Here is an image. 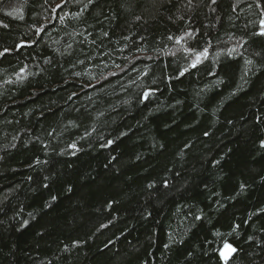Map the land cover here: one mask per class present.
<instances>
[{
	"label": "trees",
	"instance_id": "16d2710c",
	"mask_svg": "<svg viewBox=\"0 0 264 264\" xmlns=\"http://www.w3.org/2000/svg\"><path fill=\"white\" fill-rule=\"evenodd\" d=\"M60 2L0 3V21L9 25L0 27V51L37 41L0 58V264H225L219 254L225 240L242 249L228 264H264V125L254 121L264 116V68L257 45L238 49L251 65L225 55L241 38L252 39L264 9L254 0H222L215 12L210 0L190 6L188 0H105L82 11V3L68 0L61 20L52 11ZM37 28L45 29L42 38ZM194 29L211 41L205 64L215 61L218 75L190 69L167 79L186 66L184 48L192 43L175 38ZM22 67L23 81L17 79ZM88 81L93 87L80 91ZM157 86L149 101L139 102L143 90ZM73 91L79 98L66 102ZM49 108L58 115L45 122L40 112ZM65 126L59 138L42 136L51 148L34 146L42 148L35 137L44 129ZM85 129L91 146L80 140ZM98 137L115 144L101 148ZM70 139L86 145L79 159L57 154ZM37 157L51 163L36 164ZM45 175L55 179L51 193L59 195L51 208ZM162 180L173 190L147 188L153 181L162 187ZM69 186L74 190L65 191ZM105 202H118L115 211ZM189 208L202 209L205 219L185 218ZM24 220L29 226L17 230ZM236 224L241 228L233 231ZM86 236L83 250H62Z\"/></svg>",
	"mask_w": 264,
	"mask_h": 264
},
{
	"label": "snow or ice",
	"instance_id": "6c2138e0",
	"mask_svg": "<svg viewBox=\"0 0 264 264\" xmlns=\"http://www.w3.org/2000/svg\"><path fill=\"white\" fill-rule=\"evenodd\" d=\"M46 3L49 2V0H45ZM68 0H61L60 3H56L55 7L52 8V11L54 13L57 14V17L60 18L61 20H63V16H60V13L63 12L64 7L66 6ZM105 0H86V2H83V0H77V3H82V11L85 9H88L89 6H91V8L95 9V8H99L101 7V4L104 3ZM168 3H172V0H167ZM211 5L215 6L212 7L211 10L213 12H215L217 10L218 7H220L222 0H210ZM0 3H2V0H0ZM192 0H188V4L189 6L191 5ZM254 5L256 8L259 9H264V0H254ZM175 5L173 4V7ZM251 7V5H250ZM8 15H12V13H8ZM78 15V14H77ZM260 19H259V30H253L250 33V36L252 37L251 40H243V38H241V40H238L236 42V45L234 47L228 48L225 51V55L227 58L229 59H235L237 56L240 59H243L244 64L245 65H251L253 63V61L251 59H246L244 58V54L239 52L238 49L240 48H245L246 45L250 46V45H257L259 48V51H255L254 55L259 56L260 60H259V64L260 67L264 68V11H261L259 14ZM181 19H183V17H181ZM0 27H3L5 29H7L9 27V25L7 23H4L3 21H0ZM245 27H247V25H245ZM45 31L44 28H37L36 29V33L38 35H41L42 38V33ZM104 36H107L108 33L105 32L103 33ZM207 34H200L198 30L194 29L192 31L186 32L185 36L183 37H177L175 38V42L176 44H181L182 42L184 43H188V40H191L192 43L188 44V46L186 48H184V52L186 53V66L183 67L182 70H180L179 68L176 70L179 73V76L177 77L175 73L170 74L167 76V79L172 80V79H178L179 77H184L185 75H190V69L191 70H195V71H201L204 70L207 72L208 75H212L214 77H216L218 74L214 71V65H215V61L213 62H209L207 64H205V61H209V57H210V51L209 49L212 47L211 41L205 39V36ZM185 37L188 38V40L185 39ZM259 37V41H257L255 38ZM231 38V37H230ZM169 40H172L173 37L169 36L168 37ZM95 42V41H93ZM37 43V41H33L31 44L27 43V42H21L20 44H17L14 46V49L10 50L9 48H4L3 51H0V58H5L7 55H11L13 53V51H19L20 49L24 48V47H32L33 45H35ZM202 45H206V46H202ZM71 45H68V48H71ZM137 47L139 48V46L137 45ZM143 50V49H141ZM71 53H69L70 55ZM173 55H175V53H173ZM137 59H141V58H137ZM145 59H152V57H146ZM78 63H83V61H77ZM141 62H143V59H141ZM236 63H239V60L235 61ZM45 63H52L51 60H46ZM201 65H203V69H201ZM117 67H120L119 65H117ZM147 67V66H146ZM161 71L163 72V69H161ZM25 72V68L22 67L20 69V72L17 73V79L23 81L26 77H24L22 75V73ZM29 75H34L32 73H30ZM76 76H80V72H76L75 73ZM111 75L115 76L116 73H111ZM145 75H148V73H145ZM241 80H243V82L245 84L250 83V81L246 78V74L241 75L240 77ZM223 81L221 79H217L216 83H222ZM65 84L68 83V81L64 82ZM153 85H156V81L153 80L152 81ZM167 87V84L165 85ZM63 87V86H61ZM86 87H93V85L91 84L90 81L82 83L81 87H80V91H82L84 88ZM242 85H237V88H241ZM158 90V86L157 88H152L149 87L146 90L142 91L141 94V100L139 102H147L149 101L150 97L152 95L155 94V92ZM52 92H55V89L52 90ZM79 91H73L71 93L68 94L67 96V101H73L74 98L78 99L79 98ZM32 95H38L37 93H33ZM231 95H236V92H232ZM90 99V98H89ZM55 103V102H53ZM75 111L79 112L80 109L79 108H74ZM49 114L51 115V117H55L58 115V113L54 110V109H47L46 111H41L40 112V116L42 117L43 121H48L49 119ZM102 115V113H101ZM254 121L257 125H264V116L261 115H256L254 116ZM230 122V121H229ZM69 125H71L72 127H78V125L72 121L69 120ZM264 130V129H262ZM67 131V126L64 127V129L60 132H57L56 129H52L51 131H49L48 129H44L42 132L41 136H36L35 140L39 141L40 144H42V148L39 145H34L37 147L38 151H43L45 149H49L51 148V144H45L43 143L42 140V136H47V137H53L54 134L57 138L61 137L63 135V132ZM93 131H95V129H93ZM91 133H89L87 131V129H85V136H81L80 140L82 141H86L87 142V146H91ZM121 135H127L126 133H122ZM203 135L208 137L210 134L207 130H205L203 132ZM15 139V138H14ZM98 139L103 140V143L100 144L101 148H111L114 144L115 141L113 139H107L104 137H98ZM155 147V145H154ZM160 147H165V145H160ZM185 147H188V145H185ZM259 147L260 149H264V139L260 140L259 143ZM86 150V145L83 143H79L77 140L75 139H70L66 142L65 147L63 150H61L59 153H57L60 156H71L73 158V160L79 159V154L83 153ZM53 153H55V149H52ZM0 159H3V157H0ZM118 158L115 156H111L110 160L115 161ZM137 159H139V157H137ZM35 163L36 164H45L48 165L49 163H51V160H45V161H41L38 157L35 159ZM210 163H213L214 166L219 164V161H211ZM29 167H32V165L30 164ZM69 167H71V164H69ZM105 167H107V165H105ZM176 175H180L179 173H176ZM29 179H32V177H29ZM262 181H264V177L261 178ZM44 181H48V183H43L42 187L46 190H49V195H50V201H46L45 202V207L51 208L54 206V203L59 199V195H54L51 193V187L52 185L56 182L55 179H53L50 175H45L43 177ZM161 185L162 187H158L156 185V183L153 181L152 183L147 184V188L152 189L154 193H161L163 192L164 194H167V192H170L173 190V185H171L168 180H162L161 181ZM205 187H207V184H205ZM244 185H241V189H243ZM74 189L69 186L65 189V191L67 192H71ZM35 191V189L33 190ZM215 195H219L216 193H212ZM116 203H112L109 204L108 202H105V207H111L113 211H115L116 209ZM217 205H219L220 207H222L223 205L220 204L219 201L215 202ZM203 210L202 209H197L195 212L189 208V211L187 213H185V218H187L188 216H191L193 221H203L205 219V216L198 214V213H202ZM260 213L261 215H264V208L260 209ZM148 216L151 215V213H147ZM29 216H32V213H29ZM146 218V217H145ZM2 223V222H0ZM29 226V221L28 220H24L22 221L18 226H17V230H19L20 227H27ZM101 228H107V225L101 224L100 225ZM241 228L240 224H236L233 228V231H236L238 229ZM232 233H228V235H231ZM216 235H220L219 232L216 233ZM2 238V237H0ZM90 236H86V237H78V238H72L70 243H66L64 244L63 247V251L64 252H72L73 250H83L85 247L88 246V240L90 239ZM171 238V237H170ZM248 240H252V237L249 236L247 238ZM253 243L255 244V241H253ZM261 248L262 250H264V242L261 243ZM105 247H107V244H105ZM164 247H168L167 244L164 245ZM0 251H2V248H0ZM242 251V249H238L237 247L233 246V244L231 242L228 241H224L223 242V248L220 250L219 254L220 257L222 259H224L225 264H228L229 261V257L232 258H236V256H233V254H239V252ZM189 255H191V253H189ZM247 255H251V253H247ZM264 259V258H262ZM250 264H255V261H251Z\"/></svg>",
	"mask_w": 264,
	"mask_h": 264
},
{
	"label": "rangeland",
	"instance_id": "374dc122",
	"mask_svg": "<svg viewBox=\"0 0 264 264\" xmlns=\"http://www.w3.org/2000/svg\"><path fill=\"white\" fill-rule=\"evenodd\" d=\"M231 257H229V259H230ZM223 261H224V259H223Z\"/></svg>",
	"mask_w": 264,
	"mask_h": 264
}]
</instances>
